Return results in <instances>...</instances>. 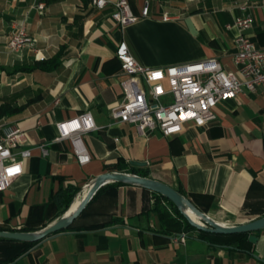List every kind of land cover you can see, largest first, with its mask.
<instances>
[{
	"label": "crops",
	"instance_id": "obj_1",
	"mask_svg": "<svg viewBox=\"0 0 264 264\" xmlns=\"http://www.w3.org/2000/svg\"><path fill=\"white\" fill-rule=\"evenodd\" d=\"M128 1L137 16L148 2L149 15L121 29L108 10L88 0H0V105L22 109L0 127L19 126L18 149L31 151L22 175L0 194V231H40L59 220L67 204L66 211L79 203L98 175L132 170L172 187L219 224L264 217V88L220 103L214 121L186 124L169 138L111 117L125 78L115 57L119 42L150 69L215 58L233 70L238 30L227 26L249 14L252 25L243 33L264 49V0ZM21 26L32 45L11 52L10 33ZM58 53L52 71L18 70ZM83 113L96 130L83 137L91 160L80 166L69 142L56 141V124ZM155 194L106 184L67 229L14 260L23 247L0 241V264H264V230L244 249L219 245L201 231H185V221Z\"/></svg>",
	"mask_w": 264,
	"mask_h": 264
},
{
	"label": "built area",
	"instance_id": "obj_2",
	"mask_svg": "<svg viewBox=\"0 0 264 264\" xmlns=\"http://www.w3.org/2000/svg\"><path fill=\"white\" fill-rule=\"evenodd\" d=\"M98 11H109L114 24L124 29L149 15L148 2L139 16L135 15L128 0H88ZM42 8V5L38 6ZM245 12L247 7L241 6ZM163 20H168L163 14ZM249 14L235 17L227 28L238 30L233 70H226L215 58L173 65L164 69H150L140 65L127 44H117L115 57L125 78L121 81L122 101L111 109L112 119L134 126L142 134L159 132L165 138L182 133L186 124L205 127L217 118L216 108L240 94L253 93L264 88V49L258 47L243 32L249 29ZM32 45V38L24 27L10 33L7 48L18 52ZM57 142L68 141L71 154L78 165L84 166L91 156L83 137L96 130L89 113L56 124ZM2 133V134H1ZM0 194L22 175L24 162L31 157L28 149L19 150L24 131L19 126L0 127ZM42 155L46 149L40 147ZM180 241L184 243V235Z\"/></svg>",
	"mask_w": 264,
	"mask_h": 264
},
{
	"label": "water",
	"instance_id": "obj_3",
	"mask_svg": "<svg viewBox=\"0 0 264 264\" xmlns=\"http://www.w3.org/2000/svg\"><path fill=\"white\" fill-rule=\"evenodd\" d=\"M130 164L138 167L144 166V163L131 162ZM110 183H121L137 186L156 193L157 195L167 199L170 203H172V205L183 216L186 222L190 226L201 232L222 235L249 234L248 242L251 244H255L258 239L254 234L264 230V217L235 226L222 225L214 221L205 213H202L200 210H198L185 196L162 182L156 181L149 177H141L135 174L113 172L103 173L95 177L88 185V188L84 191H81V195L83 194L82 199L78 203L76 209L72 212L70 211L74 204L73 201L70 207L59 220L55 221L44 229L37 232L0 231V239L13 240L18 242L38 243L52 234L67 229L84 210L95 193L101 187ZM186 205H188L194 212L197 213L199 221H193L188 217L186 213H184L183 209Z\"/></svg>",
	"mask_w": 264,
	"mask_h": 264
},
{
	"label": "trees",
	"instance_id": "obj_4",
	"mask_svg": "<svg viewBox=\"0 0 264 264\" xmlns=\"http://www.w3.org/2000/svg\"><path fill=\"white\" fill-rule=\"evenodd\" d=\"M60 56H61V54L58 53L57 55H55L52 59H50L48 61L37 63L32 67H22V68H19L18 70H20V71H33L36 69H40V70H44V71H52L58 67ZM21 110H22L21 108H11L8 104L3 103L0 105V120L7 118V117H11L15 114H18L19 112H21ZM118 169H120V168L118 167ZM129 174H135V175H138L141 177H147L148 176L147 172H138L137 170L136 171L132 170V172H130ZM111 184L122 185L121 183H111ZM69 193H70V191H65L62 194L68 195ZM70 196H73V195L71 194ZM155 196L157 197V199H162V200L166 201L168 203V205L172 208L174 214L178 215L181 219H183L185 221V228H184L185 231H197L195 228H193L192 226H190L186 222V220L177 211V209L172 205V203H170L167 199L162 198L161 196H159L157 194H155ZM67 207H68V204L65 206V210L63 211L61 216H63V214L66 212ZM200 233L203 236H207V237L212 238L211 241L213 243H216L219 245L234 246V247H237L239 249H244L245 247L250 246V244L248 242L249 234L222 235V234H209V233H205V232H200ZM0 241L19 245V246L23 247V248H21L20 253L15 255V257H13L12 260H14L18 256H20L21 254L25 253L29 248H31L32 246L37 244V243H28V242H18V241H13V240H6V239H0Z\"/></svg>",
	"mask_w": 264,
	"mask_h": 264
},
{
	"label": "bare ground",
	"instance_id": "obj_5",
	"mask_svg": "<svg viewBox=\"0 0 264 264\" xmlns=\"http://www.w3.org/2000/svg\"><path fill=\"white\" fill-rule=\"evenodd\" d=\"M77 205H78V202L77 203H75V204H73V206H72V208H71V212L72 211H74L75 209H76V207H77ZM183 211H184V213H186L187 215H188V217L190 218V219H192L193 221H199V219H198V215H197V213L196 212H194L188 205H186L185 207H184V209H183ZM226 222V221H225ZM233 223V222H232ZM225 225V224H224ZM228 225V224H227Z\"/></svg>",
	"mask_w": 264,
	"mask_h": 264
},
{
	"label": "rangeland",
	"instance_id": "obj_6",
	"mask_svg": "<svg viewBox=\"0 0 264 264\" xmlns=\"http://www.w3.org/2000/svg\"><path fill=\"white\" fill-rule=\"evenodd\" d=\"M176 215V214H175ZM177 217H179L178 215H176ZM180 218V217H179ZM209 239H212V238H210V237H208Z\"/></svg>",
	"mask_w": 264,
	"mask_h": 264
}]
</instances>
